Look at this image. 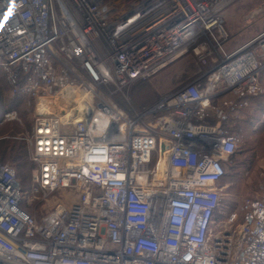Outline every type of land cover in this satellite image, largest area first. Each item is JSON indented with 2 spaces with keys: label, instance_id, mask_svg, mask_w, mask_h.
I'll return each instance as SVG.
<instances>
[{
  "label": "built area",
  "instance_id": "built-area-1",
  "mask_svg": "<svg viewBox=\"0 0 264 264\" xmlns=\"http://www.w3.org/2000/svg\"><path fill=\"white\" fill-rule=\"evenodd\" d=\"M242 2L0 0V88L36 112L29 189L0 161V264H264V186L217 219L232 126L264 95V31L226 47ZM188 55L207 69L136 109L132 87ZM59 77L101 97L107 122L53 111ZM58 193L39 218L23 206Z\"/></svg>",
  "mask_w": 264,
  "mask_h": 264
},
{
  "label": "rangeland",
  "instance_id": "rangeland-1",
  "mask_svg": "<svg viewBox=\"0 0 264 264\" xmlns=\"http://www.w3.org/2000/svg\"><path fill=\"white\" fill-rule=\"evenodd\" d=\"M258 8L264 9V0H243L242 3L231 7L225 12V26L229 34L227 43L231 41L228 44L230 48L242 45L264 31V10L253 19L247 18L252 11ZM197 63L193 58H190V60H183L182 58L162 70L142 87L140 86L136 90L132 87L129 96L133 97L135 101L141 102L140 106H145V104L150 106L180 86L191 82L193 79H191V75L195 70L199 68L202 70L207 69V67ZM57 69L60 72L61 69ZM57 82L58 84L53 86L55 93H53L51 99L55 107L53 111L59 113L63 110L64 113H71L72 109L83 110L84 103L97 107L99 101H101V97L92 95L84 88L79 87L77 83L72 81V77H68L63 82L62 80ZM179 84L180 86L177 87ZM67 88L74 92L71 101L61 97ZM5 91L9 92L7 86H5ZM7 95L8 93L4 97L5 101L2 102H7ZM106 99L108 98L106 97ZM259 101L264 103V97L260 98ZM25 102L26 105L20 110L15 106H11L12 102L10 104L7 102L8 104H5L4 110L0 111V117H2L6 111L16 110L19 112L22 121L0 125V160L13 164L17 169L23 187L28 188L36 164L29 155L26 141L22 137L32 130L36 112L32 108L33 106L28 104V100ZM256 102L252 100L250 106L243 111L241 117L237 120L242 122L249 117L252 118L251 122L243 121L241 127L237 130L241 141L236 157L227 164V175L221 183L223 200L221 213L217 217L218 220L224 219L229 213L237 210L243 199L259 195L264 186V105L259 110L258 106L256 108ZM10 107L13 109H10ZM14 155H22V160L19 158L17 161L12 160L10 156ZM57 195L58 197L50 199L47 203H34L32 205L39 211L36 215L38 218L43 212L54 207L57 199L61 198L60 193ZM74 199L75 197H71L69 201Z\"/></svg>",
  "mask_w": 264,
  "mask_h": 264
},
{
  "label": "trees",
  "instance_id": "trees-1",
  "mask_svg": "<svg viewBox=\"0 0 264 264\" xmlns=\"http://www.w3.org/2000/svg\"><path fill=\"white\" fill-rule=\"evenodd\" d=\"M263 80H264V73H263ZM147 83V81H144V82H140V83H138V84H136L135 86H134V89L136 90V88L138 89L140 86L142 87L143 85H145ZM5 86H7L6 85V83L4 82V81H2V86H1V88H0V111H3L4 110V107L6 106L5 104H8L7 102H9V104L12 102V104H11V106H15L16 108H18L19 110L21 109V108H23L24 107V105H26V102H25V100L23 99V98H21L20 96H16V97H13V96H11V94L9 93V92H6L5 91ZM133 89V90H134ZM132 90V92H134ZM5 92V93H4ZM8 93V95H7V97L6 98H8V100H7V102L6 103H4V102H2V101H5L4 100V97L6 96V94ZM262 97H264V95H261V96H257V97H252L251 99H250V103H251V101L253 100H255V101H257L256 103V108H257V106H258V108H259V110L261 109V107L264 105V103H262V101L260 102L259 100H260V98H262ZM116 100L118 101V103L122 106V107H124L126 110H129V108H128V106H127V103H126V101L122 98V97H117L116 98ZM131 100H132V103H133V105H134V107L136 108V109H138V110H142L144 107H147L148 105H146L145 104V106H140L139 104L141 103V102H139V101H135L134 100V98L133 97H131ZM141 101V100H140ZM9 107V106H8ZM12 107H10V109H11ZM13 109V108H12ZM244 121V120H243ZM243 121L242 122H239V121H237L232 127H233V130H235V131H237L240 127H241V125H242V123H243ZM252 121V118H247V119H245V121L244 122H251ZM4 124H7V123H3V124H1L0 123V125H4ZM240 131V130H239ZM2 140H7V139H2ZM19 140V139H18ZM27 144V143H26ZM27 147H28V145H27ZM28 152H29V148H28ZM237 153H238V150L229 158V160H228V162L231 160V161H233V159L236 157V155H237ZM29 155H30V153H29ZM22 155H17V156H10V157H12V160H14V161H17L18 160V158L20 159V160H22V157H21ZM1 162H5V163H9V162H6V161H2V160H0ZM228 162L226 163V174H225V176L223 177V179H222V181L224 180V178L226 177V175H227V164H228ZM10 164V163H9ZM13 165V164H12ZM18 173V172H17ZM18 178H19V175H18ZM19 180H20V178H19ZM222 181H221V183H222ZM20 182H21V180H20ZM21 184H22V182H21ZM30 184H31V181H30V183H29V186H28V188H25V187H23V189L24 190H28L29 189V187H30ZM22 186H23V184H22ZM36 204H38V203H36ZM24 206V208H26L31 214H35V215H37L38 213L36 212V209L34 208V207H32V206H27L26 204H24L23 205Z\"/></svg>",
  "mask_w": 264,
  "mask_h": 264
},
{
  "label": "bare ground",
  "instance_id": "bare-ground-1",
  "mask_svg": "<svg viewBox=\"0 0 264 264\" xmlns=\"http://www.w3.org/2000/svg\"><path fill=\"white\" fill-rule=\"evenodd\" d=\"M105 72L108 73L107 71H105ZM57 79L62 80L61 77H59ZM72 95H74V92L72 90H69V88H67V89H65V91L63 92L61 97L65 100L71 101ZM42 101L44 103H47L49 101V99L44 98V99H42ZM88 113H89V116H91V118H92L91 122H92L93 128L97 127L98 124L100 125L101 122H105V123L107 122V116L105 114L101 113L100 110L95 105H90V104L84 103L83 104V110H80V111H77L75 109L71 110V114H73V116L75 118H79L81 115H83V116L88 115ZM161 169H163L162 166H161Z\"/></svg>",
  "mask_w": 264,
  "mask_h": 264
},
{
  "label": "crops",
  "instance_id": "crops-1",
  "mask_svg": "<svg viewBox=\"0 0 264 264\" xmlns=\"http://www.w3.org/2000/svg\"><path fill=\"white\" fill-rule=\"evenodd\" d=\"M231 43V41L230 42H228L226 45V47H227V49L229 50V51H232V50H235V49H237L238 47H240L241 45H239V46H237V47H235V48H230L229 46H228V44H230ZM247 43V42H246ZM243 44H245V43H243ZM242 44V45H243ZM190 58H193L194 60H196L193 56H191V55H188V56H186V57H184L183 58V60L185 59V60H190ZM198 64V63H197ZM202 69H198V70H195L193 73H192V77H191V79L193 78V79H195L196 77H197V75H198V73L201 71ZM192 79V80H193ZM180 86V84L177 86V87H179ZM140 100V99H139ZM237 122V121H236Z\"/></svg>",
  "mask_w": 264,
  "mask_h": 264
},
{
  "label": "water",
  "instance_id": "water-1",
  "mask_svg": "<svg viewBox=\"0 0 264 264\" xmlns=\"http://www.w3.org/2000/svg\"><path fill=\"white\" fill-rule=\"evenodd\" d=\"M263 8H258L257 10H254V11H252L251 13H250V15H248V17L247 18H251V19H253V18H255L258 14H260L261 12H263Z\"/></svg>",
  "mask_w": 264,
  "mask_h": 264
}]
</instances>
